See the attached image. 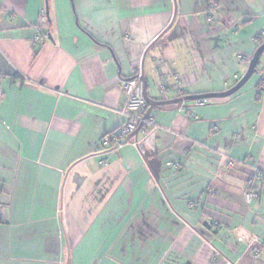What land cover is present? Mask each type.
I'll return each instance as SVG.
<instances>
[{"label": "crops", "instance_id": "0c3cea01", "mask_svg": "<svg viewBox=\"0 0 264 264\" xmlns=\"http://www.w3.org/2000/svg\"><path fill=\"white\" fill-rule=\"evenodd\" d=\"M263 30L264 0H0V264H264V53L231 96L155 107L145 154L102 143L120 79L227 90Z\"/></svg>", "mask_w": 264, "mask_h": 264}, {"label": "built area", "instance_id": "2783aa9c", "mask_svg": "<svg viewBox=\"0 0 264 264\" xmlns=\"http://www.w3.org/2000/svg\"><path fill=\"white\" fill-rule=\"evenodd\" d=\"M45 10L43 9L40 14V22L43 23L46 19ZM40 28H38V33L34 37L35 43L41 40V36L39 34ZM261 35L264 39V30L261 31ZM251 56L247 54H241L238 56L239 61H248L250 62ZM178 82V81H177ZM120 87L122 88L126 100L124 107L120 110V112L124 115L125 121L119 126V128L113 132L107 134L102 143L104 147H111V149L117 148L121 146L123 140L127 139L132 133L137 130V128L142 125L141 128H146L147 132H151L159 127L156 123L154 117L150 114L145 118L146 111L149 107L148 102L144 95V80L142 78V73L132 77V78H124L119 80ZM172 87L163 83L161 80L160 83V91L162 99H169V93ZM176 98L184 97L185 93L182 89H176ZM3 95V90L0 86V101ZM212 99H200L196 100L198 104H205L211 102ZM128 141H132L135 146H138L140 151L145 154L144 147L142 142L138 139H134L131 137ZM229 165L234 166L237 163L242 165H248L247 161H236L229 160ZM254 170L251 171L249 176L246 179L245 189H244V197L247 202L252 201L259 195V189L264 187V170L260 168H256L251 165ZM2 216V212L0 211V218ZM242 239V238H240Z\"/></svg>", "mask_w": 264, "mask_h": 264}, {"label": "water", "instance_id": "95a60500", "mask_svg": "<svg viewBox=\"0 0 264 264\" xmlns=\"http://www.w3.org/2000/svg\"><path fill=\"white\" fill-rule=\"evenodd\" d=\"M264 53V42L258 46L256 51L254 52L250 62L248 69L244 76L231 88L221 91V92H209V93H201V94H188L185 95L184 97H178V98H173V99H161V100H156L147 95L146 92V83H144V95L145 98L148 102V109L145 114V118L152 112V110L155 107H161L163 105H169V104H176L180 103L183 101H191V100H200V99H216V98H225L228 96H231L232 94L236 93L239 91L252 77L253 74L258 73L257 66L259 64L260 58L262 54ZM142 125H140L137 130H135L134 133H132L127 139L123 140V144L128 142V140L131 137H137L139 130L141 129ZM205 225L211 227L208 222H204Z\"/></svg>", "mask_w": 264, "mask_h": 264}, {"label": "trees", "instance_id": "16d2710c", "mask_svg": "<svg viewBox=\"0 0 264 264\" xmlns=\"http://www.w3.org/2000/svg\"><path fill=\"white\" fill-rule=\"evenodd\" d=\"M256 40H257V42H258L259 45H261V44L264 42V39H263V37H262V35H261V32L258 33V35H257V37H256ZM261 57H262V56H261ZM260 60H261V58H260ZM259 63H260V61H259ZM258 65H259V64H258ZM257 69H258V67H257Z\"/></svg>", "mask_w": 264, "mask_h": 264}]
</instances>
